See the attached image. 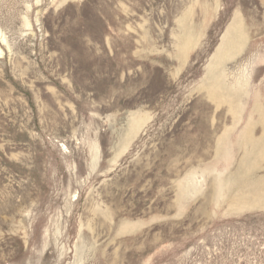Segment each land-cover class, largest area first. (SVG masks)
<instances>
[{"label":"rangeland","instance_id":"rangeland-1","mask_svg":"<svg viewBox=\"0 0 264 264\" xmlns=\"http://www.w3.org/2000/svg\"><path fill=\"white\" fill-rule=\"evenodd\" d=\"M0 264H264V0H0Z\"/></svg>","mask_w":264,"mask_h":264}]
</instances>
